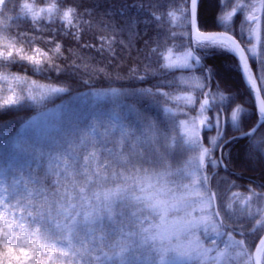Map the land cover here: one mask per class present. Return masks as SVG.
I'll list each match as a JSON object with an SVG mask.
<instances>
[{"label": "trees", "instance_id": "obj_1", "mask_svg": "<svg viewBox=\"0 0 264 264\" xmlns=\"http://www.w3.org/2000/svg\"><path fill=\"white\" fill-rule=\"evenodd\" d=\"M63 2L7 0L0 8V48L14 44V50L27 55L35 49L47 53L39 64L21 60L0 67V76L8 77L0 79L4 90L15 77L22 97L19 107L0 108V165L8 171V179L0 180V212L9 209L13 225H24L13 227L10 237L0 236V253L6 252L5 242L31 251L39 228L40 243L55 248L34 256L39 264H161L159 253L146 243L152 211L131 194L147 177L180 168L193 157L194 149L181 138L179 118L166 112L172 95L186 90L188 74L165 67L166 53L191 41L178 34L172 21L178 11L174 0H67L61 6ZM24 3L32 4L34 12L23 10ZM48 7L51 13L40 11ZM69 8L72 13L66 19ZM223 9L221 0H201V28L240 37V17L222 24ZM34 13H39L35 19ZM259 15L260 51L251 61L264 94V6ZM198 53L202 64L197 74L229 96L231 108L244 109L241 128L251 132L259 114L238 58L219 47H201ZM103 89L119 92L100 102L80 97ZM59 106L64 109L52 128L30 125L36 116ZM99 108L118 109L133 132L103 128L91 134ZM149 124L154 126L151 131ZM235 133L240 134L228 130L227 135ZM251 134L252 142L243 137L231 148L229 173L215 177L223 188L250 184L257 190L261 185L258 190L264 192V124ZM71 150L76 157L69 155ZM26 178L34 189L26 188ZM116 190L125 191L114 196ZM20 216L25 221L18 220ZM3 260L0 257V264Z\"/></svg>", "mask_w": 264, "mask_h": 264}, {"label": "rangeland", "instance_id": "obj_2", "mask_svg": "<svg viewBox=\"0 0 264 264\" xmlns=\"http://www.w3.org/2000/svg\"><path fill=\"white\" fill-rule=\"evenodd\" d=\"M221 2L224 7L222 17L231 13V19L222 24H231L238 14H235V10L239 9L240 38L248 50L249 57L252 59L257 57L260 51L258 44L262 21H258L253 28L249 19L260 14L264 4L258 7L251 3L245 14L241 16V10L244 8L243 0H221ZM180 8L184 6L180 4ZM172 21L180 29L178 34L184 36V40L190 39L191 42L185 43L182 49L177 46L166 53V62L170 65V69H181L188 74L183 84L186 90L172 95V102L166 112L173 115L172 117L179 118L181 138L184 144L194 149V154L180 168L171 167L147 177L140 184L138 191L134 190L131 196L136 197V200L152 211L146 243L159 253L161 264H249L246 253H251L253 256L256 238L261 236L264 230L262 227L264 225V193L255 192L257 191L255 188V191H251L250 187L223 188L220 179L214 178L211 181V172L220 169L222 165L217 159L213 167L209 160L211 154H219V151L224 148V140L219 138L220 108L227 113L228 128L233 132L242 127L244 109L240 106L231 108L232 101L229 96L217 87L214 88L210 78H203L197 74L202 64L198 53L201 42H192L191 27H188L186 15L181 11L173 12ZM177 37L182 41V38ZM213 47L227 51L230 49L225 43ZM231 53L237 57L234 52ZM42 58L38 56V60ZM9 82L8 90H4L0 84V99L3 94L5 100L11 96L17 100L18 104L21 103L22 97L16 89L14 80L9 78ZM118 92L116 89L92 90L81 94L80 97L84 101L92 99L93 102H100ZM207 98L210 104L204 105ZM63 109L64 107L59 106L40 114L32 119L30 125L37 130H48L54 126V120L60 117ZM233 114H235V120L232 119ZM94 117L90 125L93 135H98L103 128L125 134H130L134 130L116 108H99L95 111ZM200 124L204 125L203 129L200 128ZM208 125L214 127L215 131L210 132ZM202 135L205 137V142L201 140ZM236 144L233 143V145ZM205 148L208 149L207 153L204 152ZM69 155L76 157L72 150L69 151ZM246 159L253 160L252 154H247ZM246 164L251 163L247 161ZM5 168L4 164L0 165L1 181L8 179V171ZM255 168L257 169L258 166ZM26 180L27 189L32 190L36 187L31 182V178ZM124 191L116 190L114 196H119L118 193L123 194ZM212 192L216 193L219 212L224 223H221L217 215L213 195L210 204L201 202L202 199L207 200L209 193L213 194ZM136 193H138L137 196ZM148 196H156L167 211L150 208L148 202L137 199ZM18 220L25 221L22 216ZM251 222L252 225L249 226ZM240 231L245 232V236L238 234ZM261 264H264V260Z\"/></svg>", "mask_w": 264, "mask_h": 264}, {"label": "snow or ice", "instance_id": "obj_3", "mask_svg": "<svg viewBox=\"0 0 264 264\" xmlns=\"http://www.w3.org/2000/svg\"><path fill=\"white\" fill-rule=\"evenodd\" d=\"M177 10L181 11L182 14L186 15V20L189 22V25L191 26V30L194 27H196L198 20V14H199V0H174ZM184 4V8H180V4ZM7 4V0H0V8L5 7ZM67 0H64L63 4L61 6H66ZM23 10H26L28 13H33L34 8L32 4L29 3H24L22 5ZM186 10V12H185ZM41 12H52V7H48L46 9L42 8L40 10ZM72 13V9L69 8L68 12L65 13V18L67 19ZM39 16V13H34L33 19ZM231 19V13H228L224 15L220 21V23H227ZM250 19H255L254 17H251ZM200 32L201 36H204L205 31H203L200 28V25L197 29ZM230 39V38H229ZM225 43V38L224 37H217L216 35H207L204 38V42L200 43V46L203 48H212L213 46L216 45H222ZM15 45L14 44H6L3 46V48H0V67H7L10 64L16 63L18 61H28L33 64H39L41 63V60H38V56L41 57H47V53L41 52L40 49H35L34 52L35 54L32 55H27L23 53V49L19 50H14ZM231 52H243V49H239L238 47H233L231 49H228ZM240 60L243 62L244 57L243 55L240 56ZM186 67H191L190 65H185ZM165 67H170V65H165ZM242 73L247 72V64L246 63H241L240 65ZM0 79L7 81L8 77L7 76H0ZM15 79V77H13ZM261 79H264V76L261 77ZM264 87V86H262ZM53 92H61L63 91L62 89L58 88H53ZM207 103V101H205ZM20 105L18 104L17 100L14 97H9L8 99L4 100L3 105H0V108H7L11 109L13 107H19ZM235 114H233L232 119L235 120ZM215 119V118H214ZM154 126L149 124L148 126V131L153 130ZM237 131L240 133V135L234 137V139L238 140L243 137H248L249 141H253V135L249 133L248 131H245L243 128H238ZM141 135L144 133L141 132ZM133 138H136V133L132 134ZM230 142V141H228ZM253 147H256L255 143L252 144ZM204 152L207 153L208 149L205 148ZM212 166H215V162L210 161ZM135 166V165H133ZM119 195V193H118ZM158 195V194H157ZM137 199H141L142 201L148 202V207L153 208V209H160L163 212L167 211V208L163 206V204L156 199V196H148V197H138ZM212 199V194L209 193L207 200L202 199V203L205 204H210ZM123 201H119V204L122 205ZM9 209H5V211L0 212V236H11V230L13 227H17L20 229H24V225L22 223H18L16 225H13V223L9 219ZM11 215L14 217L15 214L11 213ZM98 219H102V217H98ZM264 227V225H262ZM36 240L37 244H34L32 246L31 251L24 250V249H16L13 248L12 245L8 242L4 243V248L6 249L5 253H0V257H4L3 264H39L38 259H34L33 257H39L41 252H47V253H53L55 251L54 246H47V244H42L40 243L41 236H43V233H41V230L39 228L36 229ZM264 242V241H262ZM241 245L243 242H240ZM246 256L249 258V264H260V260L257 258L259 256V253L257 252L256 256H252L251 253H246Z\"/></svg>", "mask_w": 264, "mask_h": 264}, {"label": "water", "instance_id": "obj_4", "mask_svg": "<svg viewBox=\"0 0 264 264\" xmlns=\"http://www.w3.org/2000/svg\"><path fill=\"white\" fill-rule=\"evenodd\" d=\"M200 2H201V0H199V6H200ZM198 17H199V14H198ZM252 17H254L255 19L254 20L253 19H249L250 22H255V21H257L259 19L258 15H254ZM198 27H199V22H197L196 27H194L192 29V40H193L194 43L195 42H204L205 36L211 34V35H216L217 37L222 36V37H226L228 39L230 38L229 40L235 45V47H238L239 49H243L242 53L239 52L238 59H239L240 65H241V63H246L247 64V69L248 70H247L246 73H242L241 68H240V72H241L243 80H244V82H245V84H246V86H247V88H248L253 100H254L255 106H256V108H257V110H258V112L260 113V116H261V120L257 123V125L252 130V132H254V133L257 132L258 129L260 128V126L264 123V94H263V92H262V90L260 88L259 82H258V87H255L253 85V83L251 82L250 77H251V72L253 71V69H252V63H251V60H250V57H249V54H248L247 50L245 49L243 44L240 42V40L235 35H233L230 32H227V31H205L204 36H201L200 32L197 30ZM241 55H243V57H244L243 62L240 60V56ZM253 73H254V71H253ZM254 75H255V73H254ZM255 77H256V75H255ZM205 101H207V103H205ZM205 101H204V105L205 104H210L209 98L205 99ZM203 127H204V125L200 124V128L203 129ZM211 128L212 127L209 126V129H211ZM225 130H226V118L224 116V118H223V130H222V133H221V138L224 136ZM201 140L203 141V135L201 136ZM214 199H215L216 211H218L217 210L216 198H214ZM262 241H264V234L259 239V241H258V243H257V245H256V247L254 249L253 256H256L257 252L260 254L261 248L264 245V242H262ZM257 258L259 259V256Z\"/></svg>", "mask_w": 264, "mask_h": 264}, {"label": "flooded vegetation", "instance_id": "obj_5", "mask_svg": "<svg viewBox=\"0 0 264 264\" xmlns=\"http://www.w3.org/2000/svg\"><path fill=\"white\" fill-rule=\"evenodd\" d=\"M241 2V1H240ZM243 4L242 5H244V8H243V10H241V16L242 15H244L245 14V11H246V9L248 8V6L249 5H251V3H254V5L255 6H260V7H262V5L264 4V0H243V2H242ZM183 6H184V4L183 3H181ZM239 14V9H236L235 10V14ZM236 15L235 17H239V15ZM259 14V13H258ZM240 21H241V19H240ZM251 23V22H250ZM253 24V28L256 26V24H257V21L256 22H253L252 23ZM188 27H191L189 24H188ZM201 28V27H200ZM202 30H204V28H201ZM239 36H240V32L238 31V33H237ZM235 35V34H234ZM236 36V35H235ZM239 40H240V42L243 44V46L245 47V49L247 50V48H246V46H245V44L243 43V41L241 40V38L240 37H238V36H236ZM248 51V50H247ZM220 114H221V130H220V133H221V131H222V120H223V117L225 116L226 118H227V113L225 112V110L223 109V108H220ZM259 119H260V117H259ZM260 121V120H259ZM228 125V124H227ZM228 130H229V128L228 127H226V130H225V133H224V137L221 139V140H224V142H223V146H224V148H222L221 149V151H219V154H216L215 155V153H213V154H211L210 156H209V160L210 161H212V162H216V160L218 159L219 161H220V163H221V165H222V167L220 168V169H216V170H213L211 173V175H210V180L212 181L215 177H218V175H219V173L221 172V171H223L224 173H226V174H228L229 173V166H228V161H229V159H230V151H231V148L234 146L233 145V143H237L238 142V140H236V139H234V137H236V136H238V135H240V134H238V133H235V134H233V135H231V136H228L227 135V133H228ZM215 131V129H214V127L210 130V132H214ZM220 133H219V136H220ZM205 138V137H204ZM228 141H230V142H228ZM204 142H205V140H204ZM211 149V151H213V148L211 147L210 148ZM216 174V175H215ZM221 181V180H220ZM245 187H250V190L251 191H255L254 190V187L252 186V185H250V184H245ZM257 187H258V189L259 188H261V185H257ZM257 189V191H255V192H260L259 190ZM213 194L212 195H216V193H214V192H212ZM260 193H264V192H260ZM221 223H224V221H221ZM238 234H240V235H242V236H245V232H243V231H240V232H238ZM261 237V236H260ZM256 240V239H255ZM258 241H259V239H257V241H256V243H255V246H256V244L258 243Z\"/></svg>", "mask_w": 264, "mask_h": 264}, {"label": "bare ground", "instance_id": "obj_6", "mask_svg": "<svg viewBox=\"0 0 264 264\" xmlns=\"http://www.w3.org/2000/svg\"><path fill=\"white\" fill-rule=\"evenodd\" d=\"M221 37V36H220ZM225 38V44L231 49V48H233V47H235V45L228 39V38H226V37H224ZM235 54L236 55H239V52H235ZM250 79H251V82L253 83V85L255 86V87H258V81H257V79H256V77H255V75H254V73L252 72L251 73V77H250ZM259 259H260V263H262L263 262V260H264V245L262 246V248H261V251H260V254H259Z\"/></svg>", "mask_w": 264, "mask_h": 264}]
</instances>
